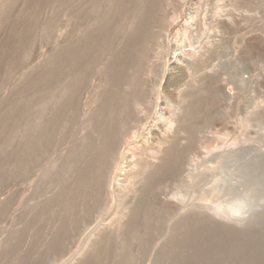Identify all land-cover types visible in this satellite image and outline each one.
Listing matches in <instances>:
<instances>
[{"label": "bare ground", "instance_id": "1", "mask_svg": "<svg viewBox=\"0 0 264 264\" xmlns=\"http://www.w3.org/2000/svg\"><path fill=\"white\" fill-rule=\"evenodd\" d=\"M19 1L0 0V32L3 30L7 32V36L2 35L6 37L5 41L0 34L3 42L0 47V83L8 84V80L15 78V74L23 70L21 75L20 72L18 73L20 76H17L16 83L14 80L10 82L15 85L12 84L14 88L8 89L10 91L8 94L14 97L5 95L10 98H2V100L0 98V193L5 185L9 186L11 183L10 186L14 187L17 184L18 188L15 187L16 190L14 188L13 191H17L16 197H19L17 203L21 214L18 219L26 223V229L22 230L21 226L25 228V225L19 223L15 226L20 227L15 230L21 229V231L17 233L10 231L15 232V235H11L14 240H10L8 236L11 243L7 244L10 242L7 239L8 242L1 244L4 247L3 249L0 247V251L3 250L0 254V264L5 262L10 264L7 261H13L14 264H39L51 259H55L56 263V258L64 255L69 243H73L74 240L79 241V237L88 234L87 230L92 223L97 226L102 223L103 230L94 234L96 238H90L91 233H89L90 237L87 235L88 249H82L85 253L82 252L83 255L77 259L76 264H141V261L151 253L150 250L156 245V238L161 233L166 235L165 242L163 240L165 244L162 248L159 247L161 249L158 257L154 258L156 261L154 264H264V224L256 227H252L251 224V227L239 230L224 225L225 223L220 224L210 219V216V218L205 216L207 214L190 210L191 213L185 216L181 214L183 217L179 216L181 219L176 220L177 222L174 219V225L166 229L170 223L165 226V222H168L170 215H174L171 214L173 211H170L172 206L169 205L171 207L168 208L169 200L162 201L167 202V206L157 202L159 201L157 195L160 196V193L169 190V185L182 182L180 181L182 176L186 178L184 177L186 174L182 172L184 164L191 157L192 160L189 159V162L194 160L192 153L196 144L200 142H197L198 135H201L199 132L207 122L211 121L212 116L208 114V110L214 103L213 98L217 100L215 94L219 91L214 83L209 86L199 84L200 86L193 87L195 84L198 85L194 81L196 78L193 80V75L194 82L192 81L191 84L194 85L188 89V98L185 100V105H181V113L173 115L168 110H164L170 107L168 104L172 101L167 100L169 97L166 96V102L169 103L165 105L169 107L157 111L162 97L159 99L160 85L157 87L159 83H157L156 67H159L160 61H165L172 52L173 55L176 54V48L181 45L179 39L181 36L186 39V41L182 40L184 43L188 42L189 38L186 36L191 33V27L188 28L189 19L184 20L182 14L188 0H24L23 10L18 8L20 13L18 11L15 17L13 15ZM202 1H200L203 7L200 6L203 9L201 12L205 13L208 10L204 9V4L211 0L209 2L206 0V3L205 0ZM216 2L214 3L217 4L219 0ZM221 2L220 6H222ZM47 4L53 5L54 15L40 20L41 10ZM209 4L211 10H215V4L213 6ZM209 4L206 5L207 8ZM219 4L216 8L219 12L231 7L226 3L227 7L224 4L222 9H219ZM193 6L198 7L195 4ZM231 8L229 10L232 12L235 7ZM238 9L234 10L235 14L232 12L233 14L227 16L228 10L226 15L220 18L221 25L218 24V19L216 21L219 26L214 24L227 31L224 32L221 28L225 37V33L230 37L241 25H234L237 20L231 22L237 29L232 27L235 31L231 29L232 33L229 34L228 30L231 27L227 23L230 22L222 23L225 16H234L238 11L243 14L240 8ZM201 12L198 13L201 15ZM61 13H64L65 17L64 28H61L64 29L63 34L59 31L62 35L61 39L55 38L59 42L53 41L55 46L52 48L50 41L49 50L37 54L35 50L37 40L53 38L58 16ZM222 14L223 12L216 15L221 17ZM240 14L239 16L243 17ZM200 15H197L199 20ZM194 18L190 17L195 22ZM198 19L195 26L200 22ZM202 22L205 21L201 18V24ZM61 24L63 25L62 22ZM201 24L199 23V29L197 27L198 31L203 30ZM204 24L206 25V23L202 25ZM201 31L200 37L203 35ZM214 31L219 32V30ZM221 33L216 36L219 39L214 35L213 37L218 41L229 38L224 40L222 33L223 37L220 39ZM241 34L238 35V31L234 33L235 37L239 36L238 38ZM203 36L198 39L203 40ZM213 37L211 36V41ZM236 39L234 38L233 41ZM43 41L42 45L45 43ZM210 42L201 46L205 49L199 52L201 54L204 51L201 55L195 56L196 52L194 54L191 52L194 56L189 66L194 65L198 68L196 75L200 74L201 68L198 66L208 62L207 58L211 59L215 56L214 49L222 46V42H217L221 45ZM226 43L224 46L227 45ZM224 46L216 53L218 54ZM42 50L44 51V48ZM2 66L5 69H2ZM176 67L177 65L172 68H179ZM187 69L189 70V67ZM187 69L183 71L189 72ZM202 69L206 71V67ZM181 70L180 67L179 71ZM185 73L172 71L171 74L169 73V82L187 77L188 74ZM205 74L203 75L208 79V72ZM209 74L213 76V71ZM182 75L184 76L181 77ZM201 77L198 79L199 82ZM211 78L210 81L215 82V79ZM182 80H179V84ZM204 80L205 78L200 83ZM160 81L162 78L159 79ZM216 82L221 81L216 80ZM179 84L178 86H181ZM0 86L6 88L4 84ZM3 88L2 91L6 90ZM161 88L163 90L164 87ZM3 95L2 93L0 97ZM174 111L178 112L176 109ZM151 125L156 128L155 132L150 130ZM174 126L176 128L172 130ZM183 139L185 143L182 144ZM186 164L187 168L191 166L188 162ZM186 181L183 180V183L186 184ZM136 184L139 185L138 189L134 188ZM175 184L172 189L176 188ZM44 185L51 186L55 194L52 193V198L49 195L46 202L42 200L43 203L38 199L39 204L35 205L42 186L47 191V196L50 194ZM116 188L119 189L117 194ZM5 190L3 191L7 192V188ZM162 190L166 191L162 192ZM3 191L0 194L2 197ZM14 193L15 196L16 192ZM36 194L39 196L37 197ZM1 196L0 217L11 207L9 213L14 209L12 212L16 217L15 212L17 214L18 211L15 210L17 206L15 198H13L14 203L11 197L1 199ZM116 196L120 199L119 204L114 202ZM10 202L14 204L10 205ZM4 219L7 220L5 217ZM4 223L9 226L8 222ZM47 226L53 228L54 235L50 234L52 231L50 228L49 233L46 232ZM111 227L113 229L110 230ZM42 228L48 233L47 235L43 232L49 238L47 242H44L45 235L41 234ZM29 230H35L36 234L33 233L34 237L32 235L31 240L25 241L27 233H30ZM24 241L29 244L32 241L30 246L27 243L30 249L27 248L29 251L26 254L20 252L21 248H19L22 247L21 245L23 249L27 246ZM78 241L75 242L76 245ZM73 247H76L75 244Z\"/></svg>", "mask_w": 264, "mask_h": 264}, {"label": "rangeland", "instance_id": "2", "mask_svg": "<svg viewBox=\"0 0 264 264\" xmlns=\"http://www.w3.org/2000/svg\"><path fill=\"white\" fill-rule=\"evenodd\" d=\"M200 1L203 2L202 0H188L187 4H185L186 6H184V8L188 11V13L183 8V13L182 14H184V20L189 19V21H188L189 22V27L188 28L191 27L190 28L191 29V33H189L190 30L188 29L189 30L188 33L191 36L188 33L187 34L189 35V37H188V35L186 36L187 38H189V39H187L188 42L184 43L183 41L184 40L186 41V39H183L184 36L183 37L181 36L182 39L179 38L181 40L180 41L181 45H180V42H179L180 46H178L177 48H176V46H174V48L177 49L176 54L174 53V55H173V52H172L171 53L172 55L169 54V56L166 58V60L165 61H160V63L158 64L159 67H156V69H158L157 70V73H158L157 74V77H158L157 81L158 82L157 81L156 82L159 83L157 85V87L160 85L158 87L159 99L162 97V100H159V104L160 103L161 104L157 108V111H159V110L161 111V108L164 109V108H166V106L167 107L170 106L169 108H166L164 110H166V111L168 110L173 115L174 114H176V115L178 114L179 115L181 113V111H180L181 105L184 106L185 105L184 104L185 100H186V98H188V93H189L188 89L191 88L194 85V84L193 85L191 84L194 81H195V83H198V85L195 84V86H193V87H198V86H200L199 84H204L205 86H209V85H212L214 83V84H216V87L218 86L217 88L219 89V91H217L218 89L215 87V89L217 91V92L215 91L216 92L215 95L217 96L216 97L217 100L215 101V97L213 98L214 99V103L211 106V108L208 110V114L210 116H212V118H211V121L209 120L210 122H207L206 125H204V127L205 126L206 127L205 128L203 127L202 131L200 130V132H199L201 135H198V141L197 142H199V141L200 142L196 144L195 149L197 148V145H199V146L197 148V151L194 149V151H196L195 153L193 151V153L195 155L192 153V156L194 157V160L189 162V159L192 160V157H191V158L188 159V161H186V162H188L191 165L188 168H187V166L185 167L186 162L184 164V168L185 169H189V170H187L188 172L184 168L182 170V172H184L186 174L184 176L186 178H183V176L181 175L182 177H181L180 181H182V182H176L177 185L174 183L175 186H176V188H173L174 190L171 188V187L174 186V184H172V186H170V185L168 186V187H170L169 190L168 189H167V191L166 190H162V192L163 191H166V192H163V194L160 193V196L162 194V197L157 195V200H159L157 202L159 203V202H162V201H165V200L166 201L169 200L168 201V203L170 202L169 204L167 202H162V204L165 205L167 203L168 204V208L171 207V206L174 207V208L171 207V210H170V211H173L171 214H174V215H170V217H169L170 220L167 219L168 222H165V226L168 223H170L169 225L166 226V229H168V228H170V227H172L174 225V223H175L174 219L176 221L178 219H181L180 217H183L182 215L185 216L187 213H191V212L195 211V212H198L200 214L202 213L203 215L207 214L205 216H207V217L210 216L211 217V218L209 217L210 219H212V220H214V221H216V222H218L220 224H224L225 223L224 225H227L229 227H235L236 229H239V230L243 229L244 230V229H247L248 227H251L252 225H253L252 227H254V226L256 227V225H260V224L263 225L264 224V29H263L264 28V0H260V1L259 0H256V1L255 0H240V1L239 0L238 1L237 0L236 1L235 0H225L224 2H221L222 0L221 1L219 0V2H218V0H217L218 3L215 0H213V3H212V0H211V2H209V0H208L207 2L211 3L212 6L215 4L214 2H216L217 4H215L216 6L214 5V9L215 10L212 11L211 8H210L211 6H210L209 3H207V4H209V8H207V6H206L207 4L203 3L204 4V9L208 10V11L204 10L205 13H202L203 12V9H202L203 7L201 6V2ZM195 2H197V3L200 2V3H198L199 4L198 5ZM204 2L206 3V0ZM220 2L222 4V6H220V4H219ZM234 2H235V6H234ZM238 2H240V4ZM22 3H24V0H20L19 1V5L20 6L17 5L16 11H15L16 13L14 12L13 16L17 17V12L19 11V9L21 11L23 10V5L24 4H22ZM193 3L195 5H197L199 8L198 7L195 8V6H193L194 5ZM226 3H227L228 6L231 5L232 8L231 7H227ZM230 3H233V4H230ZM218 4L220 6V7H218L219 9H222L221 7H223L224 4H225V7H227V8L224 7L225 8L224 11L220 10L221 12H223V14L220 15L221 17H219V15H216V14H221V12H219V10L216 9ZM205 6H206V8H205ZM44 7L45 8H42V10H41L42 12L40 13V14H42V15H40L41 16L40 20H45V18L48 19V17H51V16L54 15V13H53L54 9H52V7H53L52 4L44 5ZM187 7H189V8L187 9ZM192 7H193V9H192ZM233 7H235L234 8L235 11L239 10L238 8H240V10L243 12V14H240L241 13L240 11L236 12V15L239 18L241 17L240 19L236 15H234L236 18L233 15H231L233 17H231V16L227 17L232 12L234 13V10H232V12H231V10H229V8L233 9ZM228 10H229V12L227 13ZM43 12H44V14H43ZM198 12H201L203 14V16L201 17L202 14L200 15V13H198ZM209 12H211V13H209ZM19 13H20V11H19ZM190 13H191V15H190ZM196 13H198V14H196ZM206 13H208V14H206ZM212 13H213V15H212ZM226 13H227V16H225V20L223 18L224 21H222V23H224L226 21L230 22V23L226 22L231 27L230 30H228L229 34L232 33L230 31L233 30V32H234L237 29V28L234 27V25L238 24V26H239L241 24L240 25V27H241L242 25L246 24L245 26H243L244 28L242 27L241 29H239L240 27L236 26L239 29V30L238 29L236 30V31H238V35L241 34V32H242V34L240 35L241 36L240 38H238L239 37L238 35H236L238 37H235L234 33L236 31L232 34L234 37L232 35H230V37H229V35L226 34V33H225V35H226V37H225L224 36V32L226 30L224 31V28L221 27V28H223V31H224V32H222L221 28L216 27V25L214 26V24H217V21H218V24L221 25L220 20H222V19H220V18H222V16H224V14L226 15ZM204 14H206L207 17H205L206 15H204ZM239 14L243 15L244 18L242 16H239ZM60 15L58 16L59 20H58V22H57V24L55 26V30L58 29V28L60 29V30H56L59 34L54 30L53 38L51 40L50 39L44 40L45 43L43 45L41 43L43 41L41 38L39 40H37L38 43L40 41L39 44L36 42L37 44L35 45V50H36L37 54L39 52H45V51L47 52V50H49V46H51V45H52L51 48L54 47L55 46L54 44L56 42H59V40L57 41L55 38H60L61 39L62 35H60V34L61 33L63 34V32H64V29L62 30L61 28H64L65 17H64V13H61ZM197 15L198 16L200 15V20L198 19L199 17H197ZM194 16H196V18H194ZM15 17H14V20L16 19ZM190 17H193L195 19V22L192 21L190 19ZM209 17L210 18L212 17V18L210 19ZM217 17H219V18H217ZM201 18H202V21L203 20L205 21V22H202V24L206 23V25L204 24L205 26L201 24ZM205 18H206V20H205ZM229 18H231V20ZM242 18H243V21H241ZM248 18H250L251 20L248 19ZM197 19L200 22H198V24H196L197 26H195L194 24L197 23ZM210 20H212V21H210ZM214 20H215V23H213ZM244 20H246V21H244ZM235 21H236V23H234ZM252 21L254 23H251ZM61 22L63 23V25L61 24ZM192 22H193V24H192ZM231 22L234 23V25ZM199 23L201 24V27L203 26L202 27L203 28L202 31L207 32L209 37H207V34H204V32H202L201 30H200L201 34L205 35V37L203 35H201V34H200L201 37L199 36V33H200V31H198V29L200 27ZM209 23L211 24L210 26H209ZM242 23H244V24H242ZM256 23H259V25L256 24ZM218 24H217V26H219ZM260 24H262V25L260 26ZM190 25H193L194 27L190 26ZM208 26L210 27V29L208 28ZM246 26L249 27L248 29H250V30H248ZM262 26H263V28H262ZM197 27H198V29H197ZM204 27H207V29L204 30L205 29ZM202 28H200V29H202ZM212 28L214 30H219V32L216 31L217 32L216 33ZM217 28H219V29H217ZM253 29L256 30V31H254ZM246 30H248L247 31L248 34H247ZM1 32H3V33H1ZM1 32H0L1 36L3 34H6L5 36H7V32L6 31L3 30ZM192 32H194L196 34H194ZM213 32H215L218 36L222 32L223 36H224V40H225V38L229 37V38H227L225 40L226 42H228V41L229 42L226 43L225 41H223V39H221V37H223L222 33H221V36H220L221 41H218L217 39H219V38L216 37L217 35L215 36L214 35L215 33H213ZM259 33H260V35H258ZM209 34H211V35H209ZM196 35H198V36H196ZM213 35L217 39L214 38ZM242 35H245V37H243ZM202 36H203V40L204 41L206 40V42H207V44H205V45L209 44V42L211 41V39H210L211 36L213 37V39H212V41L210 43H215L216 44L217 42L221 43L223 41L222 42V46H224L225 43L227 45H225L223 47V49L220 52H218L219 55L216 53V51L219 48L221 49L222 46L217 47L218 49H214L215 52H213V53H215V56H213L214 54H211V56L214 57V58L212 57L213 60L211 61L212 58L211 59L207 58V61H208V59H209V61L206 62L207 64L203 63L202 65L198 66V67L201 68V69H199V73L200 74L196 75V73H197L196 69H198V68H196L194 65H192V66H189V65H191V63H192V61H191V60H193L192 56H194V55L195 56H199L204 51L201 54L199 52L202 51V49L205 50L204 48L201 47V46H205L203 44L206 43V42H203V40L200 39V38H202ZM2 37H3L4 41H5L6 37H4V36H2ZM198 37H200L199 38L200 40L198 39ZM249 37H251V39ZM207 38H208V40H207ZM234 38L235 39L237 38L236 41H233ZM1 39L2 38H0V42L2 44L0 43V47L3 45V42L1 41ZM239 39L241 41H239ZM55 40H56V42H55ZM198 40H199V42H198ZM214 40H216V42ZM50 41H51V43H50ZM189 41L192 42V43H189ZM239 42L243 43V44H240ZM186 43H188V45ZM220 43H217V44L219 45ZM47 45H48V49L46 47ZM189 45H190V48H189ZM41 46H42V49L44 48V51L42 49H40ZM199 47H201V48H199ZM226 47H228V48H226ZM189 50H192V51H189ZM191 52L193 54H194V52H196V54L193 55ZM197 52H198V54H197ZM190 61H191V63H190ZM209 62H211V63H209ZM187 63H190V64H187ZM205 64L206 65L209 64V65L206 66ZM175 65H177L176 68L179 67L178 69L180 70V67H181L182 70L179 71L178 69H173L172 67H174ZM186 65H188V66H186ZM187 67H189V70L187 69ZM193 67L195 69H193ZM205 67H206V71H204L205 69H202V68H205ZM210 67H212V68H210ZM1 68L5 69L4 66H2ZM184 68H186L187 71H189V72L183 71V70H186ZM209 68H210L211 72H209L210 70L207 71ZM190 69H193V71L190 70ZM160 70H162V71H160ZM22 71L19 70L18 73L20 72L19 74L21 75ZM172 71H177V72H180L182 74L186 72L188 75L185 73V75H187V77L185 76L186 78L183 77L184 75H182L181 77H183L184 79L183 78H179L175 82H169V75L172 73ZM212 71H213V76H211L212 74L211 75L209 74V73H212ZM160 72L162 74H160ZM206 72H208V75H209L208 79L206 78V76L203 75ZM18 73L15 74L16 77L20 76ZM189 73H193V74L190 75ZM201 74H202V77H201ZM164 75H166V76L164 77ZM193 75H194V78H193ZM13 77H15V76H13ZM18 77H17V79L11 78V80L12 81L14 80L15 83H16V80H18ZM160 77L162 78V81L159 82V79H161ZM200 77H201V81H203V79L205 78L204 82L206 81V79L209 82L206 81V83H204V82L200 83L201 81L199 82V80H198ZM210 77H212V78L215 77L214 78L215 82H216V80L217 81L219 80L221 82L220 83L219 82L215 83L212 80L210 81V79H209ZM192 78H193V80L195 78L196 79L193 81ZM180 79L181 80L183 79V80H182V82L180 81V84H179V80ZM189 79H191V80H189ZM11 80H8L9 82L6 81V82H8L9 85L6 84L5 82L0 83V85H2V84L6 85V86H4L6 88L2 87L3 90L6 89L4 91H2V88L0 86V89H1L0 90L1 91L0 96H1L2 93L4 94L3 97H0L1 100H2V98L4 99V98H10L11 97L10 95H12V94H10V95L8 94V93H10L9 90H11V88H14V86H12V84H14V83H12V84L10 83V82H12ZM185 81H186V83H185ZM196 81H198V82H196ZM210 82H212V83H210ZM178 84L181 85V86H178ZM184 84H187V85H184ZM10 86H12V87H10ZM161 87H164L163 90H162ZM166 87L167 88L169 87V88L167 89ZM165 90H166L167 93L165 92ZM12 91H11V93L14 92V91L13 92ZM162 91H163V93H162ZM170 92H171V94H170ZM172 94H173V96H172ZM5 95H9L10 97L5 96ZM165 96L169 97L167 100H172V101H170V104H168L169 106L165 105V104L169 103V101L166 102ZM170 96H172V97H170ZM13 97L14 96H12L11 98H13ZM178 97H181V98L179 99ZM170 98H172V99H170ZM163 99H165V100H163ZM162 101L164 103H162ZM176 102H178V103H176ZM171 107H177V108L179 107V108L177 109V108H171ZM174 109L178 110V112L177 111L175 112ZM209 112H211V113H209ZM158 115L159 114H157V117H159ZM216 117H218V118H216ZM156 122H157V120H156ZM152 125L155 126L154 123H152ZM152 125H151L150 130L155 132L156 128H154ZM174 125L177 127L176 123ZM175 126H174V128L172 130H175V128H176ZM203 131H205V132L202 133ZM181 142L183 144V142L185 143V140L183 139V140H181ZM196 153H198V154H196ZM191 167H193V169ZM187 175H188V178H187ZM189 175H192V177L189 176ZM190 177L192 179H190ZM186 179H187V181H186ZM183 180L186 181V184H185V182L183 183ZM194 181H196V182H194ZM14 184H16V183H13V185ZM182 184H183V187H182ZM10 185H11V183H9V186ZM6 186L7 185L2 187L3 190H5L7 188V192H4L3 190H1L0 194H2V191L4 192L3 193L4 194L3 197L0 195L2 197L1 199H3L4 197H11L10 199H12L13 202L15 200V202L17 203L19 197H16V196H18L17 195V191H13L15 187L18 188L17 184H16V186L14 185V187H11V186L10 187L9 186L6 187ZM42 187L40 188V191H39L40 192L39 193L40 196L38 194H36V196L37 197L39 196L40 198L36 197L37 200H35V205L36 204L38 205L39 201H40V203H43L44 200L46 202L48 200L47 197H49V195L52 198V196H53L52 193L55 194V192H54L55 190H53V188L51 186L49 187V185H48V187H47V185H46L45 189L49 190V192H50V194H48V196H47V191L44 190ZM138 187H139V185H137L134 188L138 189ZM9 188H11V189H9ZM16 188H15V190H16ZM51 188H52V190H51ZM117 190L118 191L116 192V194L119 193V189H117ZM12 191H13V193L16 192L15 196H14L15 193L14 194L13 193L9 194V192H12ZM174 192H176V193H174ZM12 194H13L14 197L12 196ZM18 194H19V192H18ZM44 196H46V197H44ZM174 196L175 197L177 196V197L175 198ZM165 197H166V199H165ZM13 198H15V199L13 200ZM115 198L116 199H114V202L116 201L115 203L119 204L120 199L117 196ZM16 199H17V201H16ZM38 199H39V201H38ZM42 200H43V202H42ZM36 201H38V202L36 203ZM13 202L12 203L10 202V205H13L15 203V202L14 203ZM167 204H166V206H167ZM16 205H17L16 206L17 209L15 207H13V208H15L16 211H18L17 214L15 212L16 217L13 214V212H14L13 210L14 209L11 210L10 213H9V210L12 208V207L10 208V206H9L10 209L7 210V212L0 217V224H1L0 225V232H1L0 233V247L2 249L4 247V245H1L2 243H4V242L6 243V241L8 242V240L10 238H11L10 240H14L13 236L11 237V235H15L14 234L15 232L17 233V231L18 232L21 231V229H18L17 231L15 230V229H17V227L18 228L20 227L19 225H23L24 224L25 228H23V226H21V228H22V230L26 229V223L24 221H22L23 222L22 223L18 219V217L20 218L21 212L18 209V207H19L18 203ZM169 205H171V206H169ZM119 210H120V208H119ZM190 210H191V212H189ZM3 216L7 220H5ZM171 216H173V217H171ZM4 222H8L9 226H6L7 224L4 223ZM3 223L5 224L4 226L7 227L8 231L3 226ZM17 224H19V225L15 226ZM103 224H106V223H103ZM94 225L95 224L92 223V225L89 227L90 229L87 227L88 228V230H87L88 234L85 233L89 237L91 236L89 233H91L92 236L90 238H96V236L94 234L98 233L101 230H103V227H104L102 225V223H100L99 226H97V224L95 226ZM3 227H4V229H3ZM8 227L11 228V229H9ZM92 227H94V228H92ZM44 228H46V227H44ZM49 228H50V231L52 230L50 232V234H53L54 230H53V228L51 229V227H48L47 230L42 228L43 231L41 230V234L43 235L44 233H46L49 230ZM111 229H113V228L111 227L110 230ZM11 230H13L15 232L12 231L13 234H11L12 233V232H10ZM44 230H46V232H44ZM7 232H9V233L7 234ZM34 232H35V230L30 231V233H29L30 235L27 233V235H29V236L26 235L25 241H26V239H30V237L32 235L34 237V234H36ZM48 233H49V231H48ZM48 233H46V234L48 235ZM4 235H7V236H4ZM53 235H51V236L53 237ZM87 235H83L82 237H79L80 240L79 241L76 240V241H78L77 245L75 243L76 241L74 240L75 241L74 242L72 240L76 247H73V245H74L73 243H69L71 245L68 244L67 248H66V252L64 253V255L60 256V257H63V258L57 257V258L60 259L61 262L59 261V259L56 258V263H55V259H51L52 261L54 260L53 263L54 264H67V263L68 264H76L75 262H78L77 259H80L82 257V255H83L82 252H84L83 250L88 249L87 248V243H88V246H89V242H86V241L89 240L88 239L89 237ZM1 236L2 237H6V238H2ZM8 236H10V238ZM45 236L43 237V238H45V241H44V239H43V241L47 242L49 238H48V236H46V237ZM86 236H87V240H86ZM33 237H32V240H33ZM49 237H50V235H49ZM165 238H166L165 233L164 234L161 233V234L158 235V238H156V241H155L156 245H154V247L150 250L151 253H149V256L147 255V257H145L143 259L145 261H143V260L141 261V264H154L156 262L154 258L158 257V254H159V251H160L159 249H161L162 245L165 244V243L163 244V240L165 242ZM30 240H27V241H30ZM25 241L23 243H26V245H27V243L29 244V242H25ZM160 241L162 242V244H160L161 243ZM10 243H11V241L8 242L7 244H10ZM23 243H21V244H23ZM31 243H32V241H31ZM31 243L29 244V246L31 245ZM21 246L22 247H19V248H21L20 252H22L24 254H26L27 251H29L27 248L30 249V247H28V245L25 247V244H24V247L26 248V249L24 248L25 250L23 249V245H21ZM155 246H156V248H155ZM159 247H161V248H159ZM40 248H41V246H40ZM36 250H38V248ZM1 251H3V250H1ZM1 251H0V254L2 253ZM154 252H157V253H154ZM65 254L66 255L69 254L70 256L68 257V255L66 256ZM66 258H67V260H66ZM69 258H70V261H68ZM72 260L74 261V263H72ZM50 261L48 260V261H45L43 263L52 264L51 263L52 261L51 262ZM8 262L10 264H14L13 261H11V262L7 261V263ZM43 263H39V264H43Z\"/></svg>", "mask_w": 264, "mask_h": 264}]
</instances>
